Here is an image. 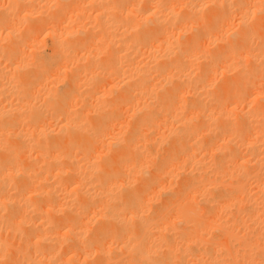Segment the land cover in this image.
<instances>
[{
    "label": "clouds",
    "instance_id": "obj_1",
    "mask_svg": "<svg viewBox=\"0 0 264 264\" xmlns=\"http://www.w3.org/2000/svg\"><path fill=\"white\" fill-rule=\"evenodd\" d=\"M0 264H264V0H0Z\"/></svg>",
    "mask_w": 264,
    "mask_h": 264
}]
</instances>
